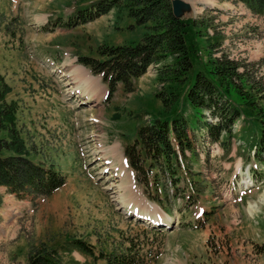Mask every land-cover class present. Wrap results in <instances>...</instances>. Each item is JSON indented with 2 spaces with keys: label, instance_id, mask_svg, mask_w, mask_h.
Segmentation results:
<instances>
[{
  "label": "rangeland",
  "instance_id": "1",
  "mask_svg": "<svg viewBox=\"0 0 264 264\" xmlns=\"http://www.w3.org/2000/svg\"><path fill=\"white\" fill-rule=\"evenodd\" d=\"M94 1L0 0V75L10 89L7 100L15 105L13 134L22 142L24 156L65 179L64 186L37 207L27 203L30 211L19 219L8 212L9 201H15L0 190V264H28L36 248L53 249L76 240L123 252L127 237L148 239L152 249L142 252L154 255L148 264H264V248H257L264 245V194L258 198L264 181L258 183L260 189L239 192L247 169L254 179L264 180V157L262 153L253 157L248 146L264 120V65L260 62L264 16L231 0H171L176 15L197 21L189 40L195 51L190 76L203 68L209 49L215 48L212 57L224 54L244 64L258 89L251 92L237 79L244 87L242 93L249 92L247 103L242 95L230 92L239 117L219 141L200 138L199 129L194 130L195 151L184 153L190 172L182 171L184 181L177 184V197L173 192L176 198L171 196L168 173L152 165L150 176L168 190V217L146 196L152 192L141 183L145 174L128 167L124 148L135 144L139 127L169 117L156 94L167 90L158 71L171 61L147 66L142 75L129 79L127 87L118 83L105 103V86L78 64L74 53L97 56L100 45L138 42L145 29L125 14L118 17L114 9L70 28L54 22L58 16L62 21L74 17L76 9ZM211 36L222 37L219 46ZM86 94L92 100H86ZM180 105L181 101L177 108ZM182 105L185 117L192 116L194 111L185 100ZM202 118L213 121L208 110ZM140 156L146 157L143 152ZM149 164L147 160L145 167ZM254 164L258 170H252ZM182 195H190V201L179 200ZM148 211L171 227L160 234L148 231L145 220L138 217H147ZM72 257L79 264H101L76 251Z\"/></svg>",
  "mask_w": 264,
  "mask_h": 264
},
{
  "label": "trees",
  "instance_id": "2",
  "mask_svg": "<svg viewBox=\"0 0 264 264\" xmlns=\"http://www.w3.org/2000/svg\"><path fill=\"white\" fill-rule=\"evenodd\" d=\"M231 1L244 4L254 15L264 16V0ZM111 9L116 11L118 17L125 14L135 25L144 27L141 40L132 43L103 44L95 50L97 56L80 55L78 60L107 83L108 100L118 83L127 87L129 79L142 75L147 66L170 59L171 64L158 71V79L163 81V85L166 84L167 90L156 94L161 100L162 107L169 112V117L155 118L149 124L139 127L135 144L124 148L131 168L137 174H145L141 183L146 190L152 192V194L147 192L146 196L166 211L168 190L166 185L160 186L157 177L150 176L153 173L152 165L155 166L156 163L159 170L168 173L172 186L171 196L177 197V191L180 189L177 184L184 181L182 171L190 172L184 153L185 150L190 153L195 151L192 139L195 137L196 141L198 137L194 130L199 129L200 138L208 137L212 141H219L221 134L227 132L230 125L239 117L237 109L231 104L230 92L242 95L244 103H247L246 95H249V92L245 95L242 93L244 87L238 80L243 81L244 86L247 84L251 92L257 86L250 81L244 64L224 54L212 57V50L215 48H211V41L208 42L210 54L206 57L203 68L190 76L195 51L189 40L197 21L194 18L188 20L178 17L173 12L171 0H96L88 7L78 9L74 17L68 19L63 26L71 27L77 23L93 21ZM211 38L215 39V46L220 45L222 37ZM260 62L264 65V55ZM9 90L3 76L0 75V187L6 188L8 194L18 199L32 201L39 197H47L63 187L65 179L52 168L36 164L24 156L23 144L17 134H13L15 105L7 100ZM182 99L186 101L191 111H194L192 116L185 117L186 110L182 105ZM180 101L181 105L177 108ZM204 110H208L213 119H216L215 124L203 120ZM261 123L258 136L252 137L251 143L248 144L249 149L253 145L256 146V156L264 151V120ZM137 146L140 149L136 150ZM142 152L147 158H140ZM147 160L150 164L145 167ZM138 180L136 176V181ZM186 180L188 182V179ZM196 192L198 193L196 196H199V191ZM185 200L189 202L190 195H187ZM148 231L159 233L156 229ZM126 240L127 245L122 248L123 252L114 249L108 252L106 245L97 249L96 246L79 240L53 249L36 248L28 256V264H79L72 257L73 251L94 263L101 264H148L154 257L150 252L142 254L146 248L152 249L148 247V239L127 237Z\"/></svg>",
  "mask_w": 264,
  "mask_h": 264
},
{
  "label": "crops",
  "instance_id": "3",
  "mask_svg": "<svg viewBox=\"0 0 264 264\" xmlns=\"http://www.w3.org/2000/svg\"><path fill=\"white\" fill-rule=\"evenodd\" d=\"M0 190H4V191H5L4 188H1ZM258 193H259V192H258ZM258 193H257V195H258ZM2 194H3V191H2ZM262 194H264V191H263L261 194H259L258 198L261 197ZM9 204L12 205L13 203H12L11 201H9ZM9 210H10V211H8L9 214L12 216L13 219H15V218L13 217V213H12V212H15L16 209L12 208V206H11V208H10ZM234 253H235V250H234Z\"/></svg>",
  "mask_w": 264,
  "mask_h": 264
},
{
  "label": "bare ground",
  "instance_id": "4",
  "mask_svg": "<svg viewBox=\"0 0 264 264\" xmlns=\"http://www.w3.org/2000/svg\"><path fill=\"white\" fill-rule=\"evenodd\" d=\"M228 5V4H227ZM152 222H155V220H152Z\"/></svg>",
  "mask_w": 264,
  "mask_h": 264
},
{
  "label": "water",
  "instance_id": "5",
  "mask_svg": "<svg viewBox=\"0 0 264 264\" xmlns=\"http://www.w3.org/2000/svg\"><path fill=\"white\" fill-rule=\"evenodd\" d=\"M174 12V11H173ZM178 16V15H177ZM179 17V16H178Z\"/></svg>",
  "mask_w": 264,
  "mask_h": 264
}]
</instances>
